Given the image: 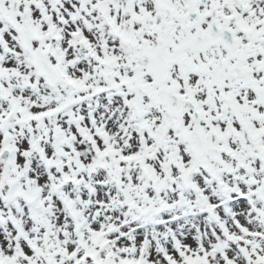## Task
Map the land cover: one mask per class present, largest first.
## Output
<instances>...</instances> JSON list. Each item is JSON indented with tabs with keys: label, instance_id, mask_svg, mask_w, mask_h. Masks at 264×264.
<instances>
[{
	"label": "snow or ice",
	"instance_id": "snow-or-ice-1",
	"mask_svg": "<svg viewBox=\"0 0 264 264\" xmlns=\"http://www.w3.org/2000/svg\"><path fill=\"white\" fill-rule=\"evenodd\" d=\"M0 264H264V0H0Z\"/></svg>",
	"mask_w": 264,
	"mask_h": 264
}]
</instances>
